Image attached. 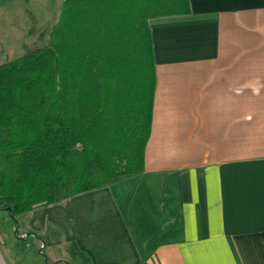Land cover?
I'll list each match as a JSON object with an SVG mask.
<instances>
[{
    "label": "crops",
    "instance_id": "crops-1",
    "mask_svg": "<svg viewBox=\"0 0 264 264\" xmlns=\"http://www.w3.org/2000/svg\"><path fill=\"white\" fill-rule=\"evenodd\" d=\"M189 1L150 20L144 170L0 210V264H264V0Z\"/></svg>",
    "mask_w": 264,
    "mask_h": 264
},
{
    "label": "trees",
    "instance_id": "trees-1",
    "mask_svg": "<svg viewBox=\"0 0 264 264\" xmlns=\"http://www.w3.org/2000/svg\"><path fill=\"white\" fill-rule=\"evenodd\" d=\"M190 12L189 0H63L49 43L0 65V210L16 219L144 170L149 20Z\"/></svg>",
    "mask_w": 264,
    "mask_h": 264
},
{
    "label": "rangeland",
    "instance_id": "rangeland-1",
    "mask_svg": "<svg viewBox=\"0 0 264 264\" xmlns=\"http://www.w3.org/2000/svg\"><path fill=\"white\" fill-rule=\"evenodd\" d=\"M57 4L50 0H0V65L49 43Z\"/></svg>",
    "mask_w": 264,
    "mask_h": 264
}]
</instances>
